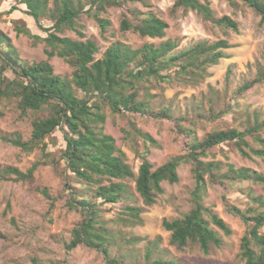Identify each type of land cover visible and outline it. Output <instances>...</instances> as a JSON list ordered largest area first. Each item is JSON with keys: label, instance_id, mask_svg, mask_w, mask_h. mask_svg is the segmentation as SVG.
I'll return each mask as SVG.
<instances>
[{"label": "trees", "instance_id": "1", "mask_svg": "<svg viewBox=\"0 0 264 264\" xmlns=\"http://www.w3.org/2000/svg\"><path fill=\"white\" fill-rule=\"evenodd\" d=\"M5 1L12 3L11 11L21 10L25 18L32 20L44 33L40 36L26 26H15L17 32H24L35 42H43L47 58L39 61L21 58L10 37L0 30V116L9 106L17 111L19 119H29L31 124L27 139L16 131L0 133V138L24 152L38 149L48 156V138L56 131L62 133L65 143L60 156L64 164L62 190L69 193L65 201L67 207L82 213L81 220L71 230L67 248L83 244L102 252L110 264H140L139 253L132 247L121 250L123 244L117 231L111 230L101 219V206L113 205L130 197L125 183L128 179H133L143 206L153 205L163 192V182L176 183L179 180L177 169L183 160L193 165V206L182 217L162 219V226L170 232L169 243L179 250L197 245L204 255L221 247L223 240L211 224L226 235L232 231L216 212L203 204L207 183L251 180L264 184V172L248 167L236 168L229 163L224 169L220 160L204 158L213 155V148L230 143L241 156L264 160V111L242 104L247 93L264 86V45L254 59L256 71L253 77L234 84V70L229 65L224 92L210 87L202 94L201 101L191 106L193 116L188 115V109L185 115H176L181 104L166 98L163 91L175 85L198 86L210 75L208 69L211 66L229 57L226 49L232 45L228 36L231 32L241 31V23L233 15H217L206 0H174L172 11L178 7L195 9L221 36L212 42L198 41L170 54L176 46L171 40L144 42L133 47L116 39L111 21L104 15L107 8L122 6L127 1L150 6L149 0ZM228 1L236 5L234 0ZM239 1L259 16L260 26H264V0ZM128 12L120 19L122 35L130 32L140 37L165 36L168 23L155 11L129 8ZM82 14L93 18L103 37L109 40L101 57H96L100 51L97 42L86 38L79 29L78 20ZM44 20H49L50 24L46 25ZM65 30L75 32L78 38L65 35ZM53 56L61 58L70 72L56 73L49 61ZM231 87V101L221 107L220 102ZM153 89L156 92H152ZM77 91L81 92L80 96ZM204 103L207 104L206 110ZM106 108L112 116H124L128 112L158 120L173 118L175 131L185 137L187 153L173 156L156 168L146 156H142L135 173L114 137L104 132ZM204 123H211L214 128L199 137L197 129ZM136 135L145 141L153 140L141 130H137ZM34 168L32 166L24 172L7 166L0 172L4 176L13 174L15 179L25 180L32 176ZM43 193L47 195L45 190ZM250 199L252 204L245 210L235 205L230 207L245 224L239 245V264H264V199L254 195ZM143 210L141 206L128 203L117 222L141 223ZM114 246L118 253L111 256ZM157 251V242L147 247L142 264H174V261L160 257L152 259Z\"/></svg>", "mask_w": 264, "mask_h": 264}, {"label": "rangeland", "instance_id": "2", "mask_svg": "<svg viewBox=\"0 0 264 264\" xmlns=\"http://www.w3.org/2000/svg\"><path fill=\"white\" fill-rule=\"evenodd\" d=\"M204 2L205 0H200ZM217 15H233L241 23L240 33L231 32L228 36L232 47L226 49L228 58H223L216 65L211 66L207 76L196 87L175 85L167 87L163 94L168 99H174L181 104L176 115L193 116L191 106L200 102L202 94L213 87L224 92L225 75L229 65L234 70V84L243 78H251L255 74L254 59L264 45V26H260L259 16L239 0L236 5L228 0H206ZM174 0H149L150 6L140 2L127 1L122 6L107 8L104 15L111 21V29L116 39L130 43L133 47L141 46L144 42H160L171 40L176 43L170 54L178 53L194 43L206 40L212 42L220 35L219 31L204 22L200 13L195 9L178 7L172 11ZM10 1L0 0V30L8 35L12 44L18 50L19 56L28 61L46 59L43 42H35L24 32H17L15 26L30 28L33 34L44 35L36 28L34 22L25 18L21 10H10ZM129 8L155 11L167 23L166 34L163 38L140 37L135 33L122 35L119 31L122 14H129ZM26 19V21H25ZM46 25L49 20H44ZM79 29L86 38L94 39L100 51L96 57H101L109 44L95 20L82 14L78 20ZM65 35L78 38L75 32L65 30ZM55 72L67 74L70 68L57 56L49 59ZM12 76L10 71H6ZM233 87V85H232ZM220 102V106L231 101V91ZM152 92H156L155 89ZM80 96L81 92L77 91ZM242 104L250 109L264 111V86L258 91L247 93ZM207 104L203 108L206 110ZM104 132L112 135L116 145L121 148L126 162L136 173L141 157L146 156L154 168L173 156L187 153L185 137L175 131L173 118L162 120L153 119L139 113L112 116L106 108ZM214 128L211 123H204L197 129V135ZM31 130L29 119H19L17 111L11 107L3 109L0 116V133L19 132L23 139H27ZM137 130L147 133L153 139L145 141L137 136ZM128 131L130 136L127 135ZM48 156L38 149L24 152L19 148L4 142L0 138V171L7 166H14L21 171H27L34 166L32 176L25 180L15 179L13 174L3 175L0 172V264H110L106 257L97 249L80 244L68 249L66 244L71 239V230L81 220L82 213L67 207L66 200L69 193L62 190L64 164L61 149L64 139L60 131H56L48 138ZM213 155L204 159L220 160L225 169L226 163L234 167H248L258 172H264V160L259 157L246 158L241 156L233 144H224L212 149ZM55 159V160H54ZM192 163L183 160L178 166L179 180L176 183L163 182V192L157 196L151 206H143L141 198L134 188L133 179L125 183L131 196L116 204L101 206V219L110 229L117 231L123 249L133 248L139 253L140 264L144 262V251L154 243L158 244V251L152 259L160 257L163 260L174 261V264H239L238 257L240 239L245 230L242 219L234 214L230 207L235 205L241 210L252 204L251 195L264 199V184L251 180L227 181L207 183L203 204L216 212L229 226L231 233L226 235L222 230L211 224L223 240L221 247L214 248L210 254L204 255L197 245L183 250L175 248L169 243L170 232L162 226V219L182 217L193 206L191 192L195 186ZM47 192V195L43 193ZM131 203L143 207L140 214L141 223L124 224L117 222V217L123 215L124 205ZM133 238V239H132ZM138 238V239H136ZM130 239V241H128ZM118 253V248H111V256Z\"/></svg>", "mask_w": 264, "mask_h": 264}]
</instances>
